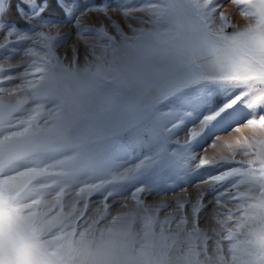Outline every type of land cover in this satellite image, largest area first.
Listing matches in <instances>:
<instances>
[{
    "label": "snow or ice",
    "instance_id": "1",
    "mask_svg": "<svg viewBox=\"0 0 264 264\" xmlns=\"http://www.w3.org/2000/svg\"><path fill=\"white\" fill-rule=\"evenodd\" d=\"M0 61V264H264V0H0Z\"/></svg>",
    "mask_w": 264,
    "mask_h": 264
},
{
    "label": "rangeland",
    "instance_id": "2",
    "mask_svg": "<svg viewBox=\"0 0 264 264\" xmlns=\"http://www.w3.org/2000/svg\"><path fill=\"white\" fill-rule=\"evenodd\" d=\"M79 2L83 3L84 0H79ZM93 2H95V0H93ZM109 2H111V0H109ZM226 8H227V12L230 15L232 22L234 24H236L239 27H243L246 25L247 20L240 15V13H239V11H237V7L235 5H233L231 3H227ZM109 15L112 16L113 19L115 21H117L122 27H125L124 20L122 19V17L120 16V14L118 12H110ZM137 15H140V14L138 13ZM103 20H104V17L102 15H99L96 13H89L88 15L81 18V25H80L81 31H84L86 29H98L101 26V21H103ZM22 23L23 22H21V24ZM104 26L107 28L109 34L115 35V32L112 30V28L110 26H108L107 24H105ZM76 31L77 30L70 25L64 26L62 28V30H61L62 34L65 35L67 38L63 41L62 46L58 47L56 49V54L62 58L66 56L68 58V60H70L72 57L73 46H75L76 49L78 50V53H79L78 63L80 65H83L85 55L89 54L88 50L85 48V44L86 43L87 44H93V43H96L97 41L93 40L90 36L87 40L77 39L76 38ZM125 31H127L126 28H125ZM228 31H232V29L229 28ZM84 34L86 36H88V33L86 31ZM34 47H36L37 51L40 54H43L41 45H35ZM38 58L39 57H33L32 59H38ZM0 62H2V61H0ZM12 63H20V61L13 60ZM20 71H22L21 68L13 69V72H20ZM243 134L249 135L247 130H244ZM235 138H236L235 135L230 134L228 136L223 137L222 139L224 141H232ZM180 139L183 140L184 135H181ZM208 155L209 156H217V157H219L221 155L227 156V155H229V150L226 147H224L223 145H218L216 148L209 147L208 148ZM236 159L242 160L244 158L238 154ZM203 171L204 170H202L201 173H199V174H193L189 177L191 184H194L196 181L201 180L203 178ZM188 182H189L188 180L177 181L176 184L172 185L168 189V191H169L168 195L156 196L154 198L149 197L148 202L155 204V203L163 201V202L171 204V203H174L176 200L182 198L184 195H189V196L194 198L197 195V189L194 186H191V184H190V186H188L186 193L177 191L176 195H171L172 188L179 189L182 186V184L188 183ZM126 194H127V190H125V195ZM92 199L96 200L97 197H92ZM132 203L133 202L131 200H128L129 205H131ZM209 207L211 208V205H209ZM96 208H97V205H95V204L90 205L91 210L95 211ZM118 211H120V210L113 208L112 214H115V212H118ZM211 215H212V213L208 212V216L210 217ZM201 226L202 227H217V228H219V225H216L215 222L211 221V220H208L207 222L202 220ZM224 243L226 245L228 242L225 241ZM213 264H215V262H213Z\"/></svg>",
    "mask_w": 264,
    "mask_h": 264
}]
</instances>
